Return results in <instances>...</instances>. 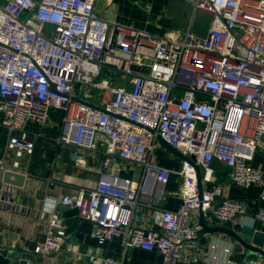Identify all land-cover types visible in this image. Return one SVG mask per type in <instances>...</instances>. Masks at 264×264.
<instances>
[{
	"label": "built area",
	"instance_id": "2783aa9c",
	"mask_svg": "<svg viewBox=\"0 0 264 264\" xmlns=\"http://www.w3.org/2000/svg\"><path fill=\"white\" fill-rule=\"evenodd\" d=\"M94 6L95 0H0V172L17 170L16 157L32 149L25 125L47 124L51 110L62 112L59 144L100 153L96 184L49 200L45 236L25 251L49 255L61 248L67 234L57 207L69 206L92 222L99 243L118 236L126 247L158 251L155 264L195 261L198 253L184 252L202 230L194 210L201 205L203 215L223 221L247 212V203L217 201L218 185L200 193L194 164L204 184L213 181L212 163L224 164L231 182L258 184L264 200V170L250 164L255 151L264 150V0H194L209 24L204 33L183 37L110 22ZM105 68L121 73L125 84L103 78ZM159 137L193 155L194 164L182 159L175 170L153 161ZM9 150L13 167L6 164ZM139 169L138 178L125 174ZM171 172L181 178L176 209L160 206ZM13 192L0 182V204ZM144 206L159 212L157 226L133 220ZM13 208L27 210L24 203ZM254 216L264 227V208ZM88 258L121 264L107 255Z\"/></svg>",
	"mask_w": 264,
	"mask_h": 264
},
{
	"label": "crops",
	"instance_id": "0c3cea01",
	"mask_svg": "<svg viewBox=\"0 0 264 264\" xmlns=\"http://www.w3.org/2000/svg\"><path fill=\"white\" fill-rule=\"evenodd\" d=\"M95 12L110 22L128 24L147 32L164 35L173 32L178 37L190 31L204 33L209 24V15L194 9V0H95ZM103 78L110 77L114 86L124 85L126 79L121 73L104 69ZM117 78L121 82L117 83ZM100 94L108 97L106 90L100 89ZM61 120L55 121L50 115L47 124L29 122L25 125L27 139L32 143L30 152H22L16 157L19 161L16 168L24 173L21 185L0 182L14 188L8 204H0V264H14L13 258L2 249L32 248L45 236L47 223V210L49 200H56L62 193L75 187H92L100 178V153L83 148L59 144L56 136L60 132ZM58 134L52 132L57 131ZM5 143V129L0 128V155ZM38 151L36 154L35 151ZM15 158L13 150L7 153L6 164L13 167ZM151 159L163 166L179 169L182 159L170 153L164 146L159 145L153 150ZM250 164L264 170V150H256ZM213 181L203 183L205 189L218 185L221 197L238 198L246 201L248 215L240 216L244 223L264 229L261 222L255 218L254 213L259 207L264 208V200L258 198L260 186L252 183L242 188L230 181L228 168L218 162L212 163ZM125 174L138 178L140 169ZM181 178L171 172L168 181L160 194V206L176 209L181 199L175 192L180 186ZM21 203L26 211L13 208ZM256 205V206H255ZM67 237L61 248L49 255L34 254L32 264H101L99 261L91 262L89 254L96 256H112L121 261V264H155L162 255L156 250L141 247H126L121 238L114 236L111 240L99 243L92 235L93 224L90 220L79 217L77 210L69 206H58ZM159 212L144 206L140 213L133 216L139 225L146 223L157 226ZM208 224H216L217 220L212 214L204 215ZM239 218V219H240ZM198 208L194 210L192 220L198 222ZM193 249L185 248V253L196 252L195 261L180 260L177 264H239V258L232 251L231 240L222 232H204L201 230L196 238ZM189 249V250H188ZM28 259L24 264H28Z\"/></svg>",
	"mask_w": 264,
	"mask_h": 264
},
{
	"label": "water",
	"instance_id": "95a60500",
	"mask_svg": "<svg viewBox=\"0 0 264 264\" xmlns=\"http://www.w3.org/2000/svg\"><path fill=\"white\" fill-rule=\"evenodd\" d=\"M158 140L170 153L174 154L177 157H180L181 159L188 160L190 163L194 164L192 160L193 155H184L161 137H159ZM262 140H264V135L262 136ZM194 166L196 171L198 189L201 193L203 182L201 181L200 168L196 164H194ZM24 177V173L11 168H8L1 172V178L4 182L12 183L15 185H21L23 183ZM198 212V222L202 226V230L204 232H222L230 238L232 251L239 258V263L250 258H256L264 263V230L243 222L240 216H246L248 215V212L242 213L240 215L236 214L223 221H217L216 224H208L203 215L201 205L198 206ZM1 251L2 253H8V255L13 258L14 264H24L28 259L30 260L28 264H32L31 259L33 258V253L30 251H25L23 249H2Z\"/></svg>",
	"mask_w": 264,
	"mask_h": 264
},
{
	"label": "trees",
	"instance_id": "16d2710c",
	"mask_svg": "<svg viewBox=\"0 0 264 264\" xmlns=\"http://www.w3.org/2000/svg\"><path fill=\"white\" fill-rule=\"evenodd\" d=\"M50 115L52 116L53 120L59 122V121L61 120L62 112L59 111V110H56V111L51 110V111H50ZM52 133H54V134L56 135V134H58V130H57V131H54V132H52ZM35 152H36V154L38 153L37 150H36Z\"/></svg>",
	"mask_w": 264,
	"mask_h": 264
},
{
	"label": "rangeland",
	"instance_id": "374dc122",
	"mask_svg": "<svg viewBox=\"0 0 264 264\" xmlns=\"http://www.w3.org/2000/svg\"><path fill=\"white\" fill-rule=\"evenodd\" d=\"M100 77H102V76H100ZM100 77L99 78H97L98 80L100 79ZM117 83L118 82H121V79L120 78H117ZM90 89V91H91V93H94V94H99L100 93V89L99 88H97V87H90L89 88ZM89 98H91V99H95V97L94 96H90ZM96 100V99H95ZM97 101V100H96ZM99 101V100H98Z\"/></svg>",
	"mask_w": 264,
	"mask_h": 264
}]
</instances>
